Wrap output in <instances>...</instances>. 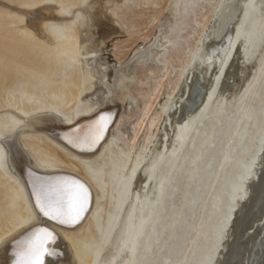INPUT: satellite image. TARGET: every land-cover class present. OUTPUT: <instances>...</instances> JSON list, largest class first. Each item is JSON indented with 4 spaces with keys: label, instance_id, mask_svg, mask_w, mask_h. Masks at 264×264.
Wrapping results in <instances>:
<instances>
[{
    "label": "rangeland",
    "instance_id": "rangeland-1",
    "mask_svg": "<svg viewBox=\"0 0 264 264\" xmlns=\"http://www.w3.org/2000/svg\"><path fill=\"white\" fill-rule=\"evenodd\" d=\"M230 1L234 0H0V200L9 209L0 216V243L12 229H21L30 221L29 203L8 168L2 141L36 115L52 112L72 120L87 114L94 107L89 101L94 69H102L107 86L113 85L118 73L131 65L132 81L117 92L122 100L117 103L115 124L119 123L113 138L117 153L112 154L113 145L105 147L97 169L71 157L43 134L25 131L20 135L23 148L37 165L44 169L77 170L96 189L98 199L89 221L77 234H64L73 246L78 264H96L103 252L110 251L108 246L116 239L133 199L135 175H141L166 133L171 140L175 139L169 127L182 117V113L174 117L175 108L186 104L192 81L204 75L197 60L202 49L220 42L214 36ZM100 4L108 10L106 16L117 30L101 42L94 57L86 52L93 37L88 34L89 21ZM213 8L214 15L200 39L201 21ZM32 11L46 13L34 26L29 24L27 15ZM164 36L169 38V44L156 57V62H150L151 67L146 66L148 70L138 65L135 57L145 52L143 56L147 58L156 52ZM263 50L251 61L242 63L236 54L224 78L229 101L255 75ZM259 72L233 115L226 113L227 110L215 119L212 109L206 111L193 126L175 165L166 172L167 157L156 167L147 190L151 200L157 197L161 179L165 175L168 179L155 219L140 239L136 264H179L174 257H183L181 264H206L215 254L221 256L220 264H229L227 255L234 249L237 224L245 214L249 215L247 210L242 213V208L236 210L231 223L233 236L227 249L223 255L217 250L229 223L232 195L246 173L245 168L252 164L259 148L258 139L264 131V64ZM204 76L201 81L206 85L211 76ZM159 88L160 96L147 113L148 103ZM180 100L183 103L177 104ZM159 114L162 118L158 128L149 130ZM153 134L148 145L146 140ZM207 138L209 144L194 161ZM252 196L250 193L244 201L246 207ZM62 247L63 251L58 250L63 254L67 245ZM128 252V249L124 251L125 257ZM62 259H67L64 254Z\"/></svg>",
    "mask_w": 264,
    "mask_h": 264
},
{
    "label": "bare ground",
    "instance_id": "bare-ground-1",
    "mask_svg": "<svg viewBox=\"0 0 264 264\" xmlns=\"http://www.w3.org/2000/svg\"><path fill=\"white\" fill-rule=\"evenodd\" d=\"M107 4L110 5V2L108 1ZM224 10L225 12L221 16L219 32L214 36L215 39L220 40V42L210 44L202 49L200 57L197 60V66L203 68L204 75H209L208 77L211 76L208 84L205 85V81L203 80V83L201 81L204 75H201V79L193 80L192 85L190 84V90L187 93L186 104L175 108L174 117L176 114L182 113V117L175 121V125L169 127L171 128L170 130L174 132L175 139L171 140L169 134L166 133L148 164L143 167L141 175H135L136 181H134L135 183L133 184L135 186L133 199L122 218V227L117 233L116 239L113 243L109 244L108 247H110V251L103 252L98 258L96 264H136V253L140 239L142 238L147 225L152 219H155L163 188L168 179V175H165L164 177L162 176L163 178L158 186L157 197L156 199L154 198L155 200H151L150 193H148L147 190L151 178L156 172V167H158L161 162H164V159L167 157L169 158L164 166L166 172L175 165V161L180 157V153L186 144V139L190 135L193 126L206 111L212 109V116L215 117V119H217V116L220 113L227 110L229 112L226 113L230 116L233 115L236 112V107L240 100L257 79V76L260 73L259 69L264 64V0H234L226 5ZM107 11L108 10L105 6L100 4L99 8L90 15V30L88 34H92L93 37L89 40L86 52L94 57L100 49L101 42L113 35L117 30V28L113 26V22L106 16ZM214 11L215 8L211 9L201 21V30L198 36L200 39L201 35L207 29V26L214 15ZM27 15L30 16L29 24L34 26L33 23L43 19L46 13L42 11H32L27 12ZM245 24L247 25L245 26ZM199 38L198 40H200ZM161 39L163 41H161L160 45L158 43L156 52H153L151 55L148 54V56H146L147 58L144 57L145 52L139 53L135 57L138 65H141L142 68H147L148 70V67L150 66L149 64H152L150 62H156V57L159 55L161 56L160 53L164 49L166 50L167 47L165 48V46L167 45L169 38L164 36ZM262 50L263 54L259 62L257 61L258 65L255 69V75H253L250 81L248 80L249 82L244 90L235 99L233 98V101H229L225 96L227 92V84L225 83L226 81H224V78L227 77V69L232 65L236 54L239 55V59H242V63L244 60L251 61ZM190 62L191 59L188 64H190ZM131 67L132 66L129 65L124 71L122 70V72H119L116 82L113 83V85L107 86L104 85V77L101 72L102 69L100 70L98 67L94 69V74L92 73L93 77L91 76L93 94H91V96L89 95V101L93 103L94 107L87 114L72 120L63 119L62 117L52 114V112L51 114L43 113L36 115V117L33 116L30 119H26V125L24 127L19 129L17 133H12L14 134L12 137L2 141V145L6 152L8 168L12 175L17 179L25 198L29 203L30 209L28 214L30 221L21 229H19V227L12 229L11 232L3 237V240L0 243V264H13V261L16 259L15 253L24 246L25 242L31 237L35 229L40 227H47L53 231L57 237L55 242L49 246L53 249L54 254L46 257L45 264H68V262H66L68 260L70 262L72 261V264H78L76 255L72 250L73 246L65 238L64 234H67L68 236L71 234H77L89 221L94 213L98 199L96 189L90 180L77 170L44 169L37 165L23 148L20 135L25 131H28V133L43 134L44 136L51 138L71 157L97 169L100 156L105 147L113 145L114 151L112 154L117 153V145L114 143L113 138L116 127L119 123L117 122V125L115 124L119 108L117 103H121L122 101L118 96L119 94L117 95V92L118 90L128 87L131 80ZM192 73L193 71L187 75V80ZM160 91L161 88L156 91L155 96L153 95L154 98L152 101H149L148 108L146 109L147 113H150L153 109L155 101L160 96ZM172 94L174 95V92ZM181 100L177 104L181 103ZM105 114L109 116L110 123L105 130L104 138L100 142L91 146L79 142L75 144L69 143L70 139H75L77 135L75 133L76 129H88L94 125L101 115ZM161 118L162 115L159 114V116L152 121L149 130H153V128L157 129L161 122ZM142 126L143 124H140V127ZM138 135L139 133L136 134L132 147L134 146ZM153 137L154 134L147 138L146 143H148V145L151 143ZM258 140L259 148L257 154L255 155L252 164L245 168L246 173L244 172L245 175L242 177L240 184L235 188L232 195L233 200H231L233 201V204L230 207L231 211L229 210V223L217 250V253L221 251V255H223L227 249L228 242L233 236L231 223H233L232 220L236 215V210L242 208L240 210L241 213L244 212V209L247 210L249 215L245 214L244 218H242L237 224L238 230L236 231L234 249L228 252L227 255L226 263L229 264H232L233 262H237L238 264H264V131ZM206 144H209V138H207L205 143L200 147L194 161L200 157L201 151ZM147 148L148 146L144 149V154L146 153ZM139 170H141V168ZM195 171L196 169L191 172L190 176L192 179ZM61 177L77 179L90 189L89 210L78 224L62 225L57 221L44 217L36 207V199L33 194L34 184H39L41 182H54L57 178ZM257 178L258 182L256 181ZM253 183L257 184L256 193H254L253 190L255 184L253 185V188L251 185ZM250 193H253V197H251L250 205L247 206L251 211H248V208L246 207L248 204L244 201L248 200L247 198ZM8 212V204L4 203L3 200H0V216H4ZM226 240H228L227 243H225ZM64 244L65 246L67 245V251H64L63 254L67 259H62L63 254L58 250H62ZM126 249H128L129 252L125 257L124 251L126 253ZM71 257L73 260H71ZM220 257L221 256L218 258V254H215L206 264H220ZM182 258L178 259L174 257V259H177L175 263L178 262L181 264ZM183 261L186 262V259Z\"/></svg>",
    "mask_w": 264,
    "mask_h": 264
},
{
    "label": "snow or ice",
    "instance_id": "snow-or-ice-1",
    "mask_svg": "<svg viewBox=\"0 0 264 264\" xmlns=\"http://www.w3.org/2000/svg\"><path fill=\"white\" fill-rule=\"evenodd\" d=\"M109 123V116L101 115L88 129H76L77 135L69 143L95 145L104 138ZM33 194L39 212L62 225L78 224L89 210L90 189L77 179L61 177L54 182L34 184ZM56 239L54 232L47 227L36 228L15 253L13 264H45L46 257L54 254L49 246Z\"/></svg>",
    "mask_w": 264,
    "mask_h": 264
},
{
    "label": "water",
    "instance_id": "water-1",
    "mask_svg": "<svg viewBox=\"0 0 264 264\" xmlns=\"http://www.w3.org/2000/svg\"><path fill=\"white\" fill-rule=\"evenodd\" d=\"M254 186H255V187L253 188V190H254V193H256V190H257V188H256V187H257V184L255 183ZM253 190H252V191H253ZM252 197H253V196H252Z\"/></svg>",
    "mask_w": 264,
    "mask_h": 264
}]
</instances>
